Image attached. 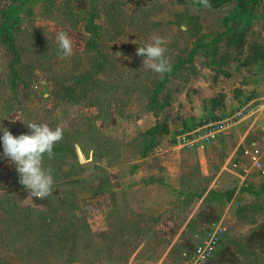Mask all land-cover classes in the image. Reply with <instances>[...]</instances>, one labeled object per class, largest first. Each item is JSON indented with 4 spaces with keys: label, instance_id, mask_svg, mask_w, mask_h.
Here are the masks:
<instances>
[{
    "label": "rangeland",
    "instance_id": "rangeland-1",
    "mask_svg": "<svg viewBox=\"0 0 264 264\" xmlns=\"http://www.w3.org/2000/svg\"><path fill=\"white\" fill-rule=\"evenodd\" d=\"M13 4L0 0V23ZM236 6L32 0L23 9L16 42L32 78L11 88L12 58L0 44V127L14 136L31 134L30 122L65 131L55 158L44 159L54 191L33 198L44 209L21 203L29 193L0 131V264H187L217 225L224 237L205 264H264V60L248 59L264 45V0L245 55L224 35ZM60 30L78 42L66 59ZM153 35L167 40L163 75L144 71L136 54ZM220 96L214 110L209 101ZM219 121L228 128L214 142L182 143ZM165 123L169 134L146 135Z\"/></svg>",
    "mask_w": 264,
    "mask_h": 264
},
{
    "label": "clouds",
    "instance_id": "clouds-1",
    "mask_svg": "<svg viewBox=\"0 0 264 264\" xmlns=\"http://www.w3.org/2000/svg\"><path fill=\"white\" fill-rule=\"evenodd\" d=\"M205 8L211 7L209 0H198ZM56 40L60 49V58L66 59L74 54L78 46L77 39L70 36L64 30L58 31ZM136 43V41L134 42ZM167 40L165 37L153 35L150 42L145 43L137 49V55L144 57L143 69L150 70L163 75L171 71V61L166 56ZM121 56L122 53H117ZM19 120V118L17 117ZM31 130V134H21L14 136L7 128L0 127L3 132V155L10 159L16 166L19 174V182L28 190V197L21 203L25 206H37L33 198H48L54 191V175L50 168L44 166V159L55 158L54 148L63 139L64 127L57 125L54 128L48 123L30 122L26 125Z\"/></svg>",
    "mask_w": 264,
    "mask_h": 264
},
{
    "label": "trees",
    "instance_id": "trees-1",
    "mask_svg": "<svg viewBox=\"0 0 264 264\" xmlns=\"http://www.w3.org/2000/svg\"><path fill=\"white\" fill-rule=\"evenodd\" d=\"M31 1L32 0H14V4L7 6L2 12L0 44L7 47L12 58L9 64V82L14 91H17L20 87L29 86L32 78L30 72L27 71V67L23 65L21 48L16 42V33L22 21V11ZM232 1H236L237 6L234 11L223 19L227 27V32L224 33V35L228 36V48L239 55H245L248 31L251 29L254 11L262 0H209V3L212 8L218 9ZM199 6L204 7L201 3H199ZM230 23H232V25ZM233 25L235 26L233 27ZM251 52L256 55L255 57L249 55V60L254 58L264 60V45H253L251 47ZM70 89L72 90L71 87ZM224 99L225 96H220L212 98L209 102L215 110L224 103ZM159 108L161 109L162 106H159L158 101L155 99L151 104L150 110L158 112V110H160ZM169 132L170 130L167 123L157 124L153 129L149 130L146 135L153 137L152 139L154 140L155 137H161L169 134ZM153 140L147 143V148L153 147Z\"/></svg>",
    "mask_w": 264,
    "mask_h": 264
},
{
    "label": "built area",
    "instance_id": "built-area-1",
    "mask_svg": "<svg viewBox=\"0 0 264 264\" xmlns=\"http://www.w3.org/2000/svg\"><path fill=\"white\" fill-rule=\"evenodd\" d=\"M228 125L224 121L212 122L193 130L188 135L181 138L185 145H200L203 147L207 143L214 142L217 137L226 132ZM224 230L220 225L209 231L205 239L194 249L190 261L187 264H205L217 252Z\"/></svg>",
    "mask_w": 264,
    "mask_h": 264
}]
</instances>
